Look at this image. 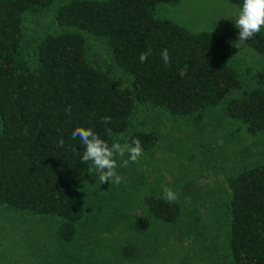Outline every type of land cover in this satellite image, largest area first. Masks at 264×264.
I'll list each match as a JSON object with an SVG mask.
<instances>
[{
  "label": "trees",
  "instance_id": "trees-1",
  "mask_svg": "<svg viewBox=\"0 0 264 264\" xmlns=\"http://www.w3.org/2000/svg\"><path fill=\"white\" fill-rule=\"evenodd\" d=\"M178 1L68 0L54 17L58 31L32 47L25 20L54 0H0V208L57 218L58 239L73 242L85 218L83 184L94 169L82 162L84 146L71 132L91 128L109 146L138 139L152 150L159 133L133 127L137 104L196 122L221 106L251 134L264 132V72L246 87L224 39L158 16L161 6ZM228 1L242 8L243 0ZM90 35L106 40L131 85L90 59ZM245 43L264 56V28ZM228 184L229 264H264V161L229 175ZM144 202L149 215L137 220L138 229L152 218L173 223L182 215L181 204L163 195L149 193Z\"/></svg>",
  "mask_w": 264,
  "mask_h": 264
},
{
  "label": "rangeland",
  "instance_id": "rangeland-1",
  "mask_svg": "<svg viewBox=\"0 0 264 264\" xmlns=\"http://www.w3.org/2000/svg\"><path fill=\"white\" fill-rule=\"evenodd\" d=\"M67 1L54 0L48 11L26 18L29 45L58 31L54 17ZM240 10L228 0H179L161 6L157 14L193 32L212 31L224 39L234 51L232 64L240 78L246 87H254L264 72V56L246 43L233 45L239 29L236 18H229ZM87 49L94 63L111 66L124 86L131 85L113 62L105 39L90 35ZM133 127L156 129V147L142 149L137 163L118 167L119 184H101L95 171L85 179V218L73 242L58 239L57 218L0 208V264H229L228 176L264 161V132L251 134L221 106L208 109L196 122L137 104ZM116 159L119 164L121 158ZM163 187L176 194L180 219L170 223L152 218L148 228L138 229L137 220L149 215L144 197L163 195Z\"/></svg>",
  "mask_w": 264,
  "mask_h": 264
},
{
  "label": "clouds",
  "instance_id": "clouds-1",
  "mask_svg": "<svg viewBox=\"0 0 264 264\" xmlns=\"http://www.w3.org/2000/svg\"><path fill=\"white\" fill-rule=\"evenodd\" d=\"M234 20V26L239 29L238 38L233 41V45L238 47L245 43L246 40L253 38L260 33L264 28V0H243V5L239 13L229 19ZM151 54V49L147 52H142L139 56L141 63L147 60ZM162 58L167 66L170 63V58L167 49L163 50ZM70 111V108L68 109ZM110 118L104 117L103 123H109ZM72 138H78L84 146L82 162H90L92 169L96 173V177L101 184L110 182L119 184L122 177L116 172L118 167H127L129 163H137L143 155V150L138 139L132 141L131 144L113 142L111 146L101 139L91 128L76 127L71 132ZM61 140L60 144L63 145ZM127 153V159H124ZM117 157L121 158L120 163H117ZM163 198L167 202H173L176 199V194L168 187H163Z\"/></svg>",
  "mask_w": 264,
  "mask_h": 264
}]
</instances>
